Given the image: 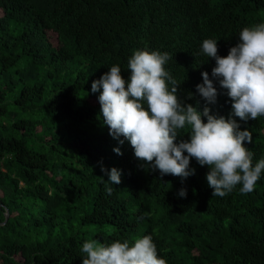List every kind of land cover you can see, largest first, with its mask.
I'll return each instance as SVG.
<instances>
[{"label": "trees", "instance_id": "1", "mask_svg": "<svg viewBox=\"0 0 264 264\" xmlns=\"http://www.w3.org/2000/svg\"><path fill=\"white\" fill-rule=\"evenodd\" d=\"M258 23L264 0H0V264H82L86 241L146 235L167 264H264V173L254 191L237 185L225 197L212 196L195 159L194 175L161 177L109 135L91 92L114 65L128 80L135 51L167 52L179 98L202 113L196 86L215 67L202 42L216 40L226 57ZM216 87L210 114L251 132L255 165L264 117H234ZM189 134L180 130L177 143ZM101 167L120 170L121 183L110 185Z\"/></svg>", "mask_w": 264, "mask_h": 264}, {"label": "clouds", "instance_id": "2", "mask_svg": "<svg viewBox=\"0 0 264 264\" xmlns=\"http://www.w3.org/2000/svg\"><path fill=\"white\" fill-rule=\"evenodd\" d=\"M202 52L215 60L211 79L208 72H202L203 83L196 86L206 102L202 113L179 98L180 85L165 69L172 59L167 52L135 51L128 61V80L114 65L92 82L91 92L100 93L98 102L109 135L121 145L129 141L135 158L144 166L158 170L161 177L186 179L195 174V169H190L195 159L208 168L206 180L213 197H225L237 185H241L242 194H247L254 191L264 173V159L253 165L254 154L245 146V142H253L251 132L241 131L235 119L210 114L207 105L216 103L218 83L232 102L234 117L245 122L264 117V23L243 28L239 43L229 49L226 57L218 55L213 39L202 42ZM192 98L189 93L188 99ZM186 127L190 129L189 139L177 143L180 130ZM113 151L122 155L119 148ZM101 172L110 185L121 183L120 170L101 167ZM107 192L110 195L112 188ZM186 195L187 190L182 188L179 196ZM81 251L85 254L82 264H167L158 256L151 235L136 238L131 244L116 240L105 245L93 239L84 242Z\"/></svg>", "mask_w": 264, "mask_h": 264}, {"label": "water", "instance_id": "3", "mask_svg": "<svg viewBox=\"0 0 264 264\" xmlns=\"http://www.w3.org/2000/svg\"><path fill=\"white\" fill-rule=\"evenodd\" d=\"M7 220H8V212L5 211V220H4V222L2 223V225H4V224L7 222Z\"/></svg>", "mask_w": 264, "mask_h": 264}]
</instances>
